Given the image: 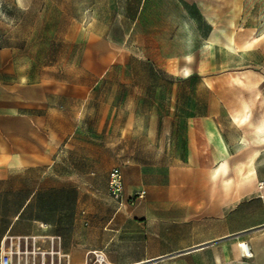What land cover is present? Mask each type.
<instances>
[{"label": "rangeland", "instance_id": "1", "mask_svg": "<svg viewBox=\"0 0 264 264\" xmlns=\"http://www.w3.org/2000/svg\"><path fill=\"white\" fill-rule=\"evenodd\" d=\"M0 47L29 78L54 81L55 93L68 81L82 96L65 103L78 127L57 169L71 174L63 187L81 186L87 206L103 209L99 221L119 211L115 227L105 226L119 231L109 232L112 242L126 241L141 217L158 237L176 207L214 210L264 187V0H0ZM189 53L194 73L183 78ZM212 131L228 147L225 161ZM48 140L41 135L44 159L53 153ZM113 167L123 176L121 200L108 191ZM24 172L26 188L37 171ZM235 242L230 264H264V250L237 262ZM172 256L162 264H212L207 253Z\"/></svg>", "mask_w": 264, "mask_h": 264}, {"label": "crops", "instance_id": "2", "mask_svg": "<svg viewBox=\"0 0 264 264\" xmlns=\"http://www.w3.org/2000/svg\"><path fill=\"white\" fill-rule=\"evenodd\" d=\"M53 83L29 78L13 51L0 47V245L11 242L27 251L13 264H65L57 254L66 255L67 264H90L93 252L100 253L102 264H162L172 255L178 260L199 253L210 255L212 264H230L233 241L250 244L256 256L264 250V187L214 210L190 212L189 207H176L178 216L162 218L158 237L153 236L147 217H141L142 224L134 221L125 229L126 241L112 242L109 232L119 231L106 227H115L119 211L108 222L99 221L96 210L103 209L87 206L86 190L63 187L72 177L57 169L66 164L57 153L78 127H73L72 112L65 103L73 97L82 101V96L70 92L68 81L55 93ZM78 85L82 86L81 81ZM25 135H32L30 142ZM41 135L49 136L48 148L53 150L47 159L40 157ZM25 150L33 151L30 160H25ZM40 166L46 167L41 171ZM25 167L37 171L26 188ZM76 178L81 181L82 175ZM238 256L237 262H242V255Z\"/></svg>", "mask_w": 264, "mask_h": 264}, {"label": "built area", "instance_id": "3", "mask_svg": "<svg viewBox=\"0 0 264 264\" xmlns=\"http://www.w3.org/2000/svg\"><path fill=\"white\" fill-rule=\"evenodd\" d=\"M108 191L112 197H114L117 200H121L123 196V176L120 168L113 167L108 175ZM57 243L59 247V238H57ZM247 244V243H246ZM250 247L248 246V251H250ZM22 253H27V251L24 249L20 250V245H13L11 242H9V245L1 244L0 245V264H13V259L16 257V260L19 259L20 255ZM53 253V252H52ZM95 254V261L94 263L101 264L99 262V259H102L103 257L100 255V253L93 252ZM250 256L244 255V257H251L252 253H249ZM58 255V259H64L65 264H67L68 257L66 255ZM103 260V259H102ZM153 264V263H149Z\"/></svg>", "mask_w": 264, "mask_h": 264}, {"label": "bare ground", "instance_id": "4", "mask_svg": "<svg viewBox=\"0 0 264 264\" xmlns=\"http://www.w3.org/2000/svg\"><path fill=\"white\" fill-rule=\"evenodd\" d=\"M215 41H217V38H216V35H213L210 42L208 43V48H213ZM182 59H183V63L178 70V74L179 76L183 78H187L194 73L193 63L195 60V54H190V53L186 54L182 56ZM210 138L213 139L214 142L216 143V146L219 151L218 158L220 159V161H225L230 156V153H229L228 147L226 146L222 136L220 135V133L216 131H212L210 132ZM234 247L238 250L239 254H242L243 256L244 255L250 256L249 253H252L251 250L248 251V244H246L244 241L234 244ZM102 259H99V262L101 264L103 263ZM148 263H150V261L142 262L139 264H148Z\"/></svg>", "mask_w": 264, "mask_h": 264}]
</instances>
